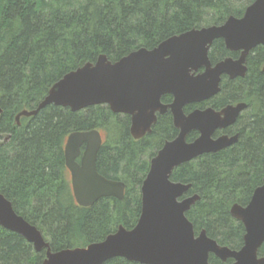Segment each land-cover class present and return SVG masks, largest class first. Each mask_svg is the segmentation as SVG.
<instances>
[{"label":"trees","instance_id":"trees-1","mask_svg":"<svg viewBox=\"0 0 264 264\" xmlns=\"http://www.w3.org/2000/svg\"><path fill=\"white\" fill-rule=\"evenodd\" d=\"M246 8L232 0H0V193L38 226L52 251L103 241L121 224L133 228L150 161L179 130L167 111L158 114L150 133L135 139L130 115L114 113L106 104L80 111L48 105L21 117L20 124L17 114L37 108L65 74L96 62L101 54L116 62L173 35L223 24L230 15L242 17ZM250 51L245 77L223 75L217 95L184 108L189 113L246 102L236 122L214 134H238V140L183 163L171 175L173 181L191 184L185 196H200L186 212L196 234L206 230L232 249L243 246L246 230L231 207L247 205L264 181V46ZM239 56L223 39L215 40L209 51L213 64ZM162 101L171 103L173 96L164 95ZM93 129L103 137L97 169L106 178L123 181L125 197H104L85 207L75 200L64 150L70 133ZM198 136L193 130L187 140ZM259 248L263 256L264 244ZM45 258L46 249L36 251L24 236L0 225V264H42ZM209 261L233 260L223 262L211 254ZM104 264L141 263L115 257Z\"/></svg>","mask_w":264,"mask_h":264},{"label":"water","instance_id":"water-1","mask_svg":"<svg viewBox=\"0 0 264 264\" xmlns=\"http://www.w3.org/2000/svg\"><path fill=\"white\" fill-rule=\"evenodd\" d=\"M217 39H223L238 58L226 57L213 64L209 51ZM264 46V0H253L242 17L230 15L223 24L193 28L173 35L156 47H140L116 62L101 54L58 80L35 109H23L16 120L36 115L48 105L80 111L92 105L106 104L114 113L130 115V131L135 139L150 133L158 114L170 111L179 130L150 161L141 186L142 209L136 225H119L103 241L84 247L52 251L49 241L37 225L17 213L11 200L0 193V225L24 236L36 251L46 249L42 264H104L123 257L141 264H211L214 254L230 264H264L259 247L264 244V181L257 186L247 205L235 203L232 216L245 226L244 244L239 249L221 245L207 235L196 234L186 216L199 200V194L185 196L191 184L173 181L174 169L205 154L233 145L238 134L215 137L218 129L233 125L248 107L246 102L229 104L220 110L196 108L186 113L188 104L201 103L221 91L223 75L245 77L247 56ZM264 70V67H263ZM172 95L164 103V95ZM3 108L0 105V120ZM196 130L199 136L188 141ZM103 144L99 130L74 131L65 144L66 167L77 203L92 206L104 197H125V183L106 178L97 169V157ZM80 157V161L77 159Z\"/></svg>","mask_w":264,"mask_h":264},{"label":"rangeland","instance_id":"rangeland-1","mask_svg":"<svg viewBox=\"0 0 264 264\" xmlns=\"http://www.w3.org/2000/svg\"><path fill=\"white\" fill-rule=\"evenodd\" d=\"M232 3H234L235 5L241 6V7H244V6L247 7L250 4L249 0H232ZM68 177L71 181L70 173H68Z\"/></svg>","mask_w":264,"mask_h":264},{"label":"flooded vegetation","instance_id":"flooded-vegetation-1","mask_svg":"<svg viewBox=\"0 0 264 264\" xmlns=\"http://www.w3.org/2000/svg\"><path fill=\"white\" fill-rule=\"evenodd\" d=\"M77 160H79L80 161V157L77 159ZM70 173V172H69ZM71 176V175H70Z\"/></svg>","mask_w":264,"mask_h":264}]
</instances>
